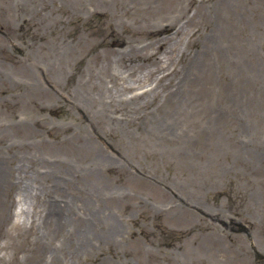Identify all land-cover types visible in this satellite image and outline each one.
<instances>
[{"label":"rangeland","instance_id":"374dc122","mask_svg":"<svg viewBox=\"0 0 264 264\" xmlns=\"http://www.w3.org/2000/svg\"><path fill=\"white\" fill-rule=\"evenodd\" d=\"M108 3L0 0V264H264V0Z\"/></svg>","mask_w":264,"mask_h":264},{"label":"bare ground","instance_id":"6f19581e","mask_svg":"<svg viewBox=\"0 0 264 264\" xmlns=\"http://www.w3.org/2000/svg\"><path fill=\"white\" fill-rule=\"evenodd\" d=\"M113 2L114 0H106L105 3H103L102 1L98 0V5H102V8L101 9H104V8H108L110 7V4L111 3H108V2ZM194 1L195 0H188L189 2V6L193 5L194 4ZM86 6L83 4V5H79L77 10L76 11H79L81 12L83 9H84V12L87 14V15H90V9L88 8H85ZM76 15H78V12H76ZM221 21H218L217 25H216V29L219 28V25H220ZM163 32L165 31V28L164 29H161V30H158L156 33L158 32ZM226 33L224 32V35ZM116 42H108V41H105L103 42L104 45L106 46H109V45H114ZM215 43H216V38H213L211 37V42L207 43L206 45H202L200 47L197 48L198 51H196V57L198 60V65H202L204 63L207 62L208 60V56L212 55L214 52H218V48L217 46H215ZM120 45H122V43H120ZM151 57H147L146 59L147 60H150ZM152 62V61H151ZM194 63H196V61H194ZM177 88L174 89L175 90V95L179 97V99L181 100V98H183V95L185 93V90H184V84L180 83L176 86ZM166 133L162 132V134H160V141H163V140H168L170 141L171 143H176L177 145H183V149L182 151H188V149L191 147L190 145L188 144H191L190 141H189V134H186V133H182V134H178L177 132H173V131H170V128H166L164 130ZM186 140V142L184 141ZM159 142V141H157ZM183 142V143H182ZM99 163V162H98ZM0 175H1V178H2V182L4 181H7V178H4V176L7 174V172H5V170L2 169V171H0ZM58 208H49L48 209V225L49 226H52V225H58V224H62L64 223V219L61 217V213L56 211ZM111 226H113L110 230H111V233L116 231L118 229V225L116 224H112ZM90 230V229H89ZM88 230V231H89ZM90 231L88 232V237L91 239H93L94 235H90ZM89 244V243H87ZM45 251V247L42 249ZM33 264H37V260L36 262H34Z\"/></svg>","mask_w":264,"mask_h":264}]
</instances>
